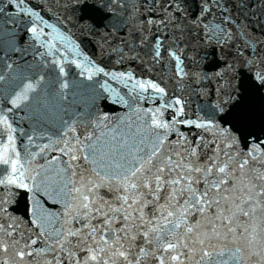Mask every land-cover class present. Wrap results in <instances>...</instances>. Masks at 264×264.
<instances>
[{
  "label": "snow or ice",
  "instance_id": "snow-or-ice-1",
  "mask_svg": "<svg viewBox=\"0 0 264 264\" xmlns=\"http://www.w3.org/2000/svg\"><path fill=\"white\" fill-rule=\"evenodd\" d=\"M0 264H264V0H0Z\"/></svg>",
  "mask_w": 264,
  "mask_h": 264
}]
</instances>
